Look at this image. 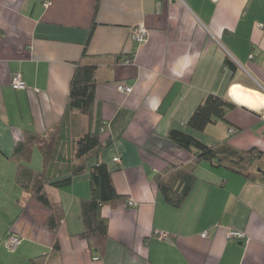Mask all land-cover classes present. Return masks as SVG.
<instances>
[{"label":"crops","instance_id":"crops-1","mask_svg":"<svg viewBox=\"0 0 264 264\" xmlns=\"http://www.w3.org/2000/svg\"><path fill=\"white\" fill-rule=\"evenodd\" d=\"M141 23L148 38L136 43L132 29ZM79 61L97 65L93 118L71 114L56 170L79 162L75 143L88 131L104 128L101 139L109 144L68 186H45L64 211L53 231L51 210L20 186L12 155L28 133L46 137L63 120ZM16 72L26 89L12 88ZM121 83L133 91L120 92ZM234 86L264 95V0H101L97 11L96 0H0V264L40 258L45 264H264V157L255 179L201 162L181 207L170 205L154 180L169 166L194 160L169 139L172 129L209 146L264 151V105L253 109L235 100ZM209 94L237 107L196 131L188 121ZM96 162L108 165L118 192L133 201L103 207L109 221L103 253L80 237L81 203L91 195ZM30 166L44 169L37 144ZM230 230L246 237H229ZM12 233L22 237L15 251L7 240Z\"/></svg>","mask_w":264,"mask_h":264},{"label":"trees","instance_id":"trees-1","mask_svg":"<svg viewBox=\"0 0 264 264\" xmlns=\"http://www.w3.org/2000/svg\"><path fill=\"white\" fill-rule=\"evenodd\" d=\"M100 1L96 0V11ZM94 28L95 24L91 29V35ZM87 57L85 51L83 59ZM226 64L235 69L234 63L228 58ZM96 73V64L79 61L70 82L68 104L63 120L46 137L28 133L13 151L12 156L19 161L17 181L33 198L51 210L47 226L53 231L58 230L64 211L59 203L49 199L45 186L48 184L57 188L68 186L76 177L85 173L87 161L109 144L101 139L104 128L88 131L75 143V157L79 162L67 163L63 166L64 168L56 170L55 163L62 160L60 159L62 158L60 140L71 114L78 111L86 115L90 121L93 118L96 103ZM236 107L237 104L229 98L209 94L190 117L188 126L202 132L208 125L225 120L227 113ZM168 136L171 141L194 155L193 162L182 166H169L154 177L158 191L174 207H181L193 191L197 183L195 170L203 161H208L213 166L227 167L254 179L261 175L257 166L264 157V151L256 147L240 150L228 142L209 146L192 134L178 129L170 130ZM35 144L39 145L44 159V169L41 172H36L30 166ZM89 179L91 195L83 199L81 203L80 217L84 230L80 233V237L87 240L91 248L103 253L109 239V221L102 215V209L105 205L115 206L125 201L129 203L130 199L129 196L118 192L113 182L112 171L105 162H96L91 167ZM59 250V244L56 243L53 252L57 253ZM36 264L45 263L40 258Z\"/></svg>","mask_w":264,"mask_h":264},{"label":"built area","instance_id":"built-area-1","mask_svg":"<svg viewBox=\"0 0 264 264\" xmlns=\"http://www.w3.org/2000/svg\"><path fill=\"white\" fill-rule=\"evenodd\" d=\"M219 1V0H214ZM50 5V3H46V6ZM132 36L136 43H144L147 41L148 38V28L145 24L141 23L134 27L132 29ZM132 61L130 59H126V63L130 64ZM11 86L15 90H24L28 87L27 82L22 77V74L20 72H16L13 74L11 79ZM118 90L122 93H131L133 91V87L128 84L121 83L118 85ZM229 132L235 133L237 132V128L231 127ZM115 160H119L118 158H115ZM129 204L132 205L133 201L130 200ZM160 237L166 238L168 237V234L166 232H160ZM207 233H203V236H206ZM228 236L232 238H245L246 234L242 231H234L230 230L228 232ZM8 243L11 250L15 251L22 242V237L17 233H12L8 236Z\"/></svg>","mask_w":264,"mask_h":264},{"label":"bare ground","instance_id":"bare-ground-1","mask_svg":"<svg viewBox=\"0 0 264 264\" xmlns=\"http://www.w3.org/2000/svg\"><path fill=\"white\" fill-rule=\"evenodd\" d=\"M233 98L253 109L264 105V95L257 91L245 90L240 86H234L231 90Z\"/></svg>","mask_w":264,"mask_h":264}]
</instances>
